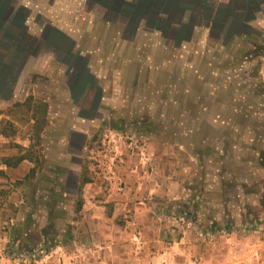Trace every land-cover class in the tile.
I'll use <instances>...</instances> for the list:
<instances>
[{"label": "crops", "instance_id": "1", "mask_svg": "<svg viewBox=\"0 0 264 264\" xmlns=\"http://www.w3.org/2000/svg\"><path fill=\"white\" fill-rule=\"evenodd\" d=\"M258 5V17L243 25L249 32L242 33L236 31L239 29L236 28V0H30L29 3L25 0L24 7L18 6L14 0H0V36L3 33L15 36L22 31L19 36L21 43L12 48L0 46V57H6L8 50L12 52L13 59H10L8 67L14 68L12 78L6 82L10 86L9 93L4 97L1 91L0 99L9 101L13 98L14 91L18 90L29 75L31 66L34 67L31 71L37 73L40 64L41 69L46 71V78L50 79L55 74L49 66L52 64L55 68H65L66 72L60 77V83L67 87L70 99L77 107L76 111L83 114L94 109L96 115L100 100L109 102L112 107L121 102L128 106L129 98H125L120 84H124L129 75L141 77L135 83L160 84V77L171 69L179 55H183V59L179 61L188 66V52L208 50L210 37L213 35L217 36V42L220 37L231 41V38L256 30L253 27L254 21L257 24L264 23V2L258 1ZM208 7L210 11L206 13ZM19 10L25 13L23 20L18 17ZM28 10L37 15L36 19L38 15L46 19L40 26L35 22L40 31H28V26L35 27L34 19L29 24L27 22ZM18 21L21 23L18 24ZM218 28L219 31H214ZM214 33H219V36ZM170 40L173 44H170ZM16 51L18 53H13ZM129 68L137 69L132 72ZM142 76L146 80H142ZM85 81H94L96 85L101 82L97 89L102 88L104 94L107 91L110 94L104 97L96 95L88 104L90 99L84 100V97L76 96L80 92L79 83ZM45 89L47 93L48 90ZM169 92L173 98L172 87ZM146 97L141 98V110L145 112L143 101L152 99V114H160V111H154L160 98L155 93ZM110 108L108 107V112ZM247 112L249 111L245 110L246 115H251ZM243 114L236 125L228 127L220 124L222 130L218 129L219 124L214 125L215 130L227 129L236 133L235 141L218 143L204 140L202 135L193 141L191 138L185 139L184 169L178 173L184 179L179 180L166 174L163 177L157 171L150 175L139 173L137 169L136 173H124L129 175H125L123 182L126 188L121 196L111 193L113 197L109 201L113 202L116 198L112 216H106L102 207L93 204L84 206L82 215L77 216L78 220L73 219L71 222L78 229L77 234H83V231L91 233V241L88 237H76V234L72 242L67 241L69 245L66 247L61 248V243H56L55 246L60 247L59 252H65L68 256L70 254L67 251L73 249V246L78 247L80 241L77 239L81 238L89 240L95 249L80 250L78 255L64 257L62 264H180L188 260L194 246V236L186 228L193 216V199H199L196 205L200 206L199 202L203 197V207L206 208L207 193L213 190L209 184L219 182L218 173H223L219 165H223L222 159L230 154V150L232 154H236V166L245 168L243 171H236V202L240 205L236 206V213L241 212L245 216L244 220L248 216L250 227H261L256 225L259 221L255 214L261 211L264 213V168L258 167L256 163L261 159L264 161V138L259 133L257 124L246 123L248 118ZM15 154L8 152L5 160L14 158L12 155ZM32 168V161L28 160L14 167L7 166L4 161L0 164V232L2 228L7 230L3 236L0 234V255L13 249L17 253L22 251L20 256H24V259H40L39 263H35L43 264L48 259L46 244L57 242L52 234L57 232L55 227L59 224L62 227L63 223L60 221L56 225L50 219L51 208H46L49 204L46 201L48 197L43 198L42 192L32 194L30 182L25 180ZM61 180L63 182L64 178ZM94 183L88 185L95 191ZM20 189L24 193H19ZM182 197L188 198L186 206L189 207L184 212L185 218L180 215ZM245 197L249 203L241 205ZM38 204L43 207L40 208ZM45 211L47 212L44 213ZM116 216L123 217L121 226L114 224ZM243 222L242 220L241 223ZM206 224V227L211 226L212 220ZM223 224V228L228 227V223ZM65 226L67 225L63 224V230ZM175 228L178 229L176 236ZM207 238L202 261L206 264H221L220 257L226 248L223 245L221 247L217 240ZM168 239H172L171 247L178 251L180 259L172 253L163 252L167 249L163 247V243ZM259 248L258 245L256 249ZM73 256L77 257L71 263L69 259ZM260 258L264 261V253L251 257V264H256V260ZM53 260L51 264H55V259Z\"/></svg>", "mask_w": 264, "mask_h": 264}, {"label": "rangeland", "instance_id": "2", "mask_svg": "<svg viewBox=\"0 0 264 264\" xmlns=\"http://www.w3.org/2000/svg\"><path fill=\"white\" fill-rule=\"evenodd\" d=\"M14 1L18 6H23L25 2ZM27 1L29 3L30 0ZM259 7L260 5L255 3L251 5L253 13L246 15L250 21L258 17ZM208 8L206 13L210 11V7ZM26 13L28 24L33 19L35 24L34 28L28 26V31H40L38 25L46 19L41 15L36 19L37 15L30 10ZM253 25L256 30L231 38V41L220 37L217 42V36L213 35V38L210 37L208 50L199 53L188 52V66L179 61L183 59V55H179L171 69L160 77V84L135 83L141 77L129 75L124 84H120L125 98H129L128 106L122 105L121 102L112 107L109 102L100 100L96 115L94 109L83 114L76 111L77 107L70 99L67 87L60 83V77L66 72L65 68H55L52 64L49 66L55 74L50 79L46 78V71L41 69L40 64L37 73L31 71L34 70L31 66L29 75L18 90L14 91L13 98L9 101L0 99V133L3 131L4 134L0 135V164L6 161L10 151L16 153L15 156L12 155L14 158L24 156L26 160L32 161L33 168L25 179L30 182L32 194L42 192L43 198L48 197L46 201L49 204H46V208H51L50 219H53L56 225L60 221L67 225L65 230L62 229L63 224L62 227L60 224L55 227L60 234L54 232L53 239L57 242L46 244L45 253L48 254V259L41 261L43 264H51L53 259L55 264H62L64 257L78 255L80 250L95 249L90 245L91 233L83 231V234H77L78 229L71 221L78 220L77 216L84 212L83 207L90 204L104 208L105 215L112 216L116 198L113 202L109 199L113 197L112 192L121 196L125 190L123 181L125 175L129 174L124 173H136L138 169L139 173L150 175L157 171L163 177L166 174L179 180L184 179L178 173L184 169L185 139L191 138L193 141L202 135L204 140L218 143L235 141L236 133L227 129L221 131L220 124L228 127L236 125L243 113V116L248 118L246 123L257 124L259 133L264 138V23L257 24L254 21ZM219 30L220 28L214 29ZM240 30L249 32L246 28ZM216 35L219 36V33ZM170 44H173L171 40ZM136 69L129 68L132 72H136ZM115 70L118 71L117 68ZM150 74L153 75L151 71ZM144 79L146 80V77L142 76V80ZM49 81L51 83L47 84ZM100 84L101 82H98L96 85L94 81L79 83L80 92L77 95L84 97V100L90 99L88 104L96 95L108 96V91L104 94L102 88L97 89ZM116 87L120 88L117 84ZM170 87L173 88V98L169 92ZM154 93L160 98V102L155 106L160 110L153 106L154 111H160V114H152V99L143 101V112V97L153 96ZM108 107H112L109 112ZM245 110L251 115H246ZM216 124H219L218 129L221 130H215ZM69 141L74 142L75 146H69ZM261 160L256 164L264 168V161ZM222 164L219 165L223 171L218 173L219 182L209 184L213 190L207 193L206 208L203 207V197L199 202L200 206L196 205L199 199H193V216L192 220H189L190 223L187 222L189 225L186 228L188 233L194 236V246L189 259L185 260L186 264H206L201 256L205 252L203 248L208 242L207 237L217 240L221 247L223 245L226 248L220 257L221 264H251V257H256L260 252L264 253V213L261 211L255 214L256 220L259 221L256 225L261 227L253 228L249 226L248 216L244 220L245 216L243 217L241 212L236 213V206H240L236 202V171H243L245 168L236 166V154H232L231 150L230 154L222 159ZM82 176L90 179L91 184L96 180L95 191L90 189V183L79 186ZM221 177L223 178L220 180ZM262 186L264 188V184ZM20 191L22 190L20 189L19 193L23 192ZM51 192L55 194H50ZM187 199L182 197L180 200L179 208L182 212L179 214L183 218L189 207L186 206ZM243 199L241 205H247L246 197ZM122 218L114 217V224L121 226ZM209 220H212V224L208 228L205 225ZM223 223H228V227L223 228ZM6 232V228H2L0 234L3 236ZM76 234V237H88L90 241L77 239L81 246H73V249L67 251L70 254L68 256L65 252H59L60 247L55 246L56 243H61V248L66 247ZM177 234L178 229L175 228L174 236ZM171 240L164 241L163 247L167 249L163 252L172 253L180 259L178 251L171 247ZM258 245L260 248L256 249ZM4 250L6 251V248ZM20 252L17 253L13 249L3 252L0 255V264L40 262V259H24ZM76 257L69 259L71 263ZM262 263L264 261L261 258L256 260V264Z\"/></svg>", "mask_w": 264, "mask_h": 264}, {"label": "trees", "instance_id": "3", "mask_svg": "<svg viewBox=\"0 0 264 264\" xmlns=\"http://www.w3.org/2000/svg\"><path fill=\"white\" fill-rule=\"evenodd\" d=\"M258 1H263L264 0H240L239 2H237L236 0V28H239L237 31H240L242 33L243 30V25H246L247 22H249V17H246L247 14H252L253 13V9L251 8V5H253V3L258 4ZM226 10L229 11V7L226 6ZM18 17L20 19H24L25 17V13L23 10H19L18 11ZM21 22L18 21V24H20ZM9 31V29H7ZM3 32V31H2ZM22 34V31H19L17 33V35H8V34H2V36H0V46L1 47H7V48H12L16 45H18L19 43H21L20 41V35ZM264 50V48H263ZM11 51V50H10ZM8 53L5 54L6 57H0V93L2 96L6 97L7 94L9 93V89L10 86L6 85V82L12 78L13 73H14V68L11 67L9 68V61L10 59H13V54L12 52H9V50L7 51ZM11 53V54H10ZM13 53H18L13 52ZM2 82V83H1ZM0 135L4 136L3 131L0 133ZM24 160H26V157L24 156H17L14 159H9L6 160V164L7 166L14 167L19 165L21 162H23ZM33 172V170L31 171ZM90 183V179H88L85 176L81 177V180L79 181V186L83 187L84 185Z\"/></svg>", "mask_w": 264, "mask_h": 264}, {"label": "flooded vegetation", "instance_id": "4", "mask_svg": "<svg viewBox=\"0 0 264 264\" xmlns=\"http://www.w3.org/2000/svg\"><path fill=\"white\" fill-rule=\"evenodd\" d=\"M173 38L176 39V37H173ZM177 38H180V37H177ZM181 41H182V39H180V42ZM76 96H78V95H76ZM68 143H69V146H73V147L75 146V143L74 142L71 143V141H69Z\"/></svg>", "mask_w": 264, "mask_h": 264}]
</instances>
